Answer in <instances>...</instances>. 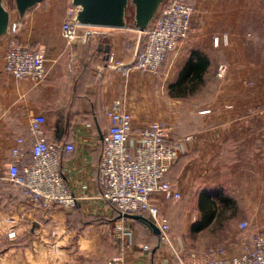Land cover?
Masks as SVG:
<instances>
[{
  "label": "crops",
  "instance_id": "obj_1",
  "mask_svg": "<svg viewBox=\"0 0 264 264\" xmlns=\"http://www.w3.org/2000/svg\"><path fill=\"white\" fill-rule=\"evenodd\" d=\"M10 1L14 6V0ZM186 1L195 8L188 39L167 58L157 74L133 71L127 81L109 67L108 58L113 56L122 63H131L141 44L140 32L133 29L134 12L130 4L125 28L102 29L99 37L75 49L67 47L61 35V24L71 0H44L22 18L7 10L10 19L20 25L15 35L17 42L31 50L45 49L47 56L46 75L41 82L16 81L0 62V165L7 168L17 138H23L30 146V119L41 115L46 120L43 132L47 141L74 146L71 153L63 151L61 172L76 195L86 196L78 210L84 216L111 217L113 211L94 197L101 136L109 125L103 109L118 102L131 114L133 131L161 122L167 127L170 141L190 138L164 178L181 198L195 197L197 201L202 191L211 194L217 206L219 228L221 212L227 208L222 209L217 202L229 190L246 213V223L250 224L248 234L264 233V124H254L251 118L242 117L237 106L230 105L232 94L217 93V88L209 102L192 117L179 111L181 102L188 96L173 97L170 93L180 72L195 54L207 62L203 82L207 84L211 77L216 81L217 49L224 45L217 47L214 38L227 35L233 50L242 33L253 34L256 27L264 30V0ZM7 41V35L0 38V55ZM105 46L109 47L108 52ZM73 53L78 57L76 63L70 62ZM203 111L209 112L201 114ZM242 148L245 155L241 154ZM5 183L0 176V264H106L126 250V246L129 248L122 264H177L159 246L158 235L145 237L143 246L151 247V251L143 252L136 239L139 234L146 236V232L139 231L131 219L121 218L112 229L115 236V226L121 223L131 231V236L112 241L108 239L111 232L108 225L88 224L76 229L67 225L69 211L33 204L22 191L18 189L19 194H15ZM154 199L160 215L172 221V212L166 208L178 201H164L161 194H156ZM201 217L199 212L197 223ZM215 222L216 218L206 228ZM231 222L228 220L227 226ZM203 229L192 233H201ZM236 232L229 228L225 239L217 234L220 238L217 243H223L226 257L241 251L236 244ZM52 244L59 250L46 258V245L51 248Z\"/></svg>",
  "mask_w": 264,
  "mask_h": 264
},
{
  "label": "built area",
  "instance_id": "obj_2",
  "mask_svg": "<svg viewBox=\"0 0 264 264\" xmlns=\"http://www.w3.org/2000/svg\"><path fill=\"white\" fill-rule=\"evenodd\" d=\"M78 11L79 8L71 4L61 24L62 38L70 49L99 37L104 29L79 24L76 20ZM194 11L193 5L186 0H166L147 29L140 33L143 40L134 53V60L125 64L109 56V67L124 81L133 71L157 74L167 58L188 39ZM19 27V22L10 19L7 46L0 55L3 70L16 81L29 79L41 82L46 75V50H31L19 44L15 38ZM214 43L217 47L226 46L228 36L216 37ZM77 61V55L71 54L70 62ZM224 75V66H219L216 77L222 78ZM103 113L109 125L100 141L95 200L103 202L112 211H118L121 218L146 212L159 230V246L166 247L177 264H264V233L248 234L249 225L246 222L239 225L241 234L236 244L241 251L236 256L226 257L225 248L219 245L209 247L200 254L182 247L175 249L169 236V221L160 215L154 196L161 194L167 202L181 199V194L164 178L177 160L183 144L190 138L170 141L166 135L167 127L161 122L151 123L135 132L131 114L118 102L105 107ZM45 122L41 115L30 119V146L25 144L23 138L15 140L10 150L11 160L6 168L5 180L10 186L22 190L25 198L33 204L71 211L86 199L85 195H76L68 187L61 172V155L63 151L73 152L74 146L47 141L43 132ZM115 236L122 241L131 236V231L117 223ZM127 248L129 246L106 264H122ZM142 249L145 253L151 251L147 245Z\"/></svg>",
  "mask_w": 264,
  "mask_h": 264
},
{
  "label": "rangeland",
  "instance_id": "obj_3",
  "mask_svg": "<svg viewBox=\"0 0 264 264\" xmlns=\"http://www.w3.org/2000/svg\"><path fill=\"white\" fill-rule=\"evenodd\" d=\"M3 4L6 10H11V13L15 12V8L12 9L14 6H11L10 0H3ZM226 10L236 12L235 9ZM228 39L230 41V37ZM142 40L143 38H141V42ZM217 50V70L219 66H224L225 75L222 78H218L217 76L216 81L212 77L208 78L207 84L198 85L188 98L181 102L182 105H180L179 111L192 117V114L197 109L209 102V98L217 88V93L226 92L232 94L230 105H236L242 117L251 118L254 124H264V30L256 27L253 30V34L251 31L242 33L237 37L233 50H230L228 44L227 46H223L222 49ZM245 100L248 101L247 105H245ZM21 122L19 118V123ZM240 150L241 154L245 155L244 148ZM0 176L4 177V179L6 177V169H4L3 165H0ZM5 182L6 185L10 186L6 180ZM230 193L227 190V194L224 196L228 199L229 204H221V208L226 207L227 209L221 212L222 216L220 225H218L219 228L217 227L216 217V222L212 227L203 229L204 231L198 234L192 233L194 232L192 231L193 226L197 223L199 215L195 197L186 196L185 198H181L177 203H173L175 204L174 207L172 206L173 204L168 206L166 210L167 212H172L173 218L172 221L168 220L172 246L175 249L182 247L187 251L204 252L209 247L222 246L221 244L223 243L221 241L217 243L220 239L217 234L225 239L229 228L235 229L237 231L235 235L239 237L241 234L239 225L242 222H246V213L242 209L241 203L239 204L235 201L234 196H231ZM228 220H232L230 226H227ZM188 223L189 226H187ZM234 223H236V228L233 227ZM248 225L250 229V224L248 223ZM163 249L168 251L166 247H163ZM58 250H55L53 244L51 248H49V245H46L44 250L45 257L51 258V255L57 254Z\"/></svg>",
  "mask_w": 264,
  "mask_h": 264
},
{
  "label": "water",
  "instance_id": "obj_4",
  "mask_svg": "<svg viewBox=\"0 0 264 264\" xmlns=\"http://www.w3.org/2000/svg\"><path fill=\"white\" fill-rule=\"evenodd\" d=\"M44 0H14L17 15L22 18L25 13ZM166 0H71V4L79 8L76 20L81 25L104 29H123L126 27V12L128 5L133 7V29L144 32L161 5ZM10 14L0 0V38L7 35ZM109 47L105 46V52ZM127 219H138L155 235H159L158 228L146 219L136 215H126Z\"/></svg>",
  "mask_w": 264,
  "mask_h": 264
},
{
  "label": "trees",
  "instance_id": "obj_5",
  "mask_svg": "<svg viewBox=\"0 0 264 264\" xmlns=\"http://www.w3.org/2000/svg\"><path fill=\"white\" fill-rule=\"evenodd\" d=\"M206 67H207V62L205 61V59L201 57L200 55L195 54L192 57V59L187 63V65L183 68V70L180 72L175 84L170 88L171 95H173V97L185 98L189 96L191 92H193L198 85L199 86L203 85L204 83L203 76L205 75ZM90 123L91 125H93L92 122ZM178 155H180V152ZM5 187L6 186H3L2 188H5ZM8 190H10L11 192H14L15 194H19V192H17L18 188L16 187L10 186L8 187ZM211 196H212L211 194L208 195L205 191H202L197 198V209L201 213L202 217L198 223L194 224L193 230L195 231H199V230H202L203 228H206L217 217L216 202L211 200ZM219 201H220L219 202L220 205L229 204L228 199H226L225 197H221ZM233 204L235 205V203ZM69 212L70 213L68 214V217H67V225L69 226L71 225L72 227L76 229H79L88 224H96L100 226L108 225L109 227H111L110 229L111 232L108 235V239L112 241L113 239L114 240L116 239V237L112 233V229L114 228V223L121 219V216L118 211L113 210V215L111 217H100V216H94V215L84 216L78 210V208H75ZM136 216H140L146 219L147 221H149L150 223H152L147 213L144 211L137 213ZM131 220L135 224V226L138 227L139 231L146 232V236L145 235L140 236L139 234V236L136 239L139 247H143V244L146 241V238L149 236H152V234L155 236V234L153 233L152 229H150L140 220L138 219H131ZM157 241H159L158 238H157Z\"/></svg>",
  "mask_w": 264,
  "mask_h": 264
}]
</instances>
